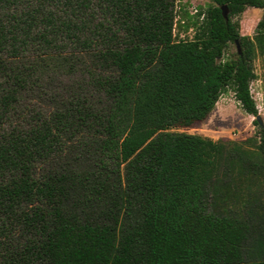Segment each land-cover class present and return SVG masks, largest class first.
<instances>
[{
	"label": "trees",
	"instance_id": "obj_1",
	"mask_svg": "<svg viewBox=\"0 0 264 264\" xmlns=\"http://www.w3.org/2000/svg\"><path fill=\"white\" fill-rule=\"evenodd\" d=\"M210 2L176 40L174 0H0V264H264L245 252L264 251V191L230 192L264 180V124L177 131L226 89L256 116L264 0ZM247 7L251 37L232 20Z\"/></svg>",
	"mask_w": 264,
	"mask_h": 264
},
{
	"label": "rangeland",
	"instance_id": "obj_2",
	"mask_svg": "<svg viewBox=\"0 0 264 264\" xmlns=\"http://www.w3.org/2000/svg\"><path fill=\"white\" fill-rule=\"evenodd\" d=\"M210 0H174L173 14L174 24L172 32L176 40L190 39L194 30L192 22L196 19L197 10L205 9ZM261 9L256 7H247L239 15L232 18L237 21L239 33L251 37L253 35L254 26L261 16ZM200 19V17L198 18ZM198 23V22H197ZM236 46L229 42L226 49L222 54L221 60H228L234 57ZM252 68L254 78L249 82V91L256 106V115L264 124V64L259 55H255L252 60ZM255 116L246 114L239 106L238 102L234 99L232 91L226 89L223 91L216 100L213 109L207 117L196 122L188 127L179 128L177 131H182L190 134H198L204 137L211 138L212 140H232L239 142L255 132V125L252 120ZM262 179V178H261ZM223 190V189H222ZM264 191V180L251 182L248 180H240L235 188L230 192L242 201L251 196L250 201L255 200L261 203L262 192ZM252 193V194H251ZM233 197L229 198L226 202L228 208H233L236 204ZM239 205V204H238ZM236 204V206H238ZM242 216V214H240ZM256 224V236L252 235L253 239L258 238L259 242L262 241L264 236V212L259 210L258 217L253 220ZM261 233L262 236L259 235ZM249 258H264V251L258 252L255 241H250L245 246V252Z\"/></svg>",
	"mask_w": 264,
	"mask_h": 264
},
{
	"label": "water",
	"instance_id": "obj_3",
	"mask_svg": "<svg viewBox=\"0 0 264 264\" xmlns=\"http://www.w3.org/2000/svg\"><path fill=\"white\" fill-rule=\"evenodd\" d=\"M220 12H221V15L223 16V18H226V11H225L224 6H220ZM236 51L239 52V48H238L237 44H236ZM255 120L258 122V124H262L260 118L257 115L255 116Z\"/></svg>",
	"mask_w": 264,
	"mask_h": 264
}]
</instances>
